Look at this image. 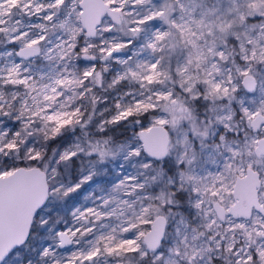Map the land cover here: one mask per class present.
<instances>
[{
    "label": "snow or ice",
    "instance_id": "snow-or-ice-1",
    "mask_svg": "<svg viewBox=\"0 0 264 264\" xmlns=\"http://www.w3.org/2000/svg\"><path fill=\"white\" fill-rule=\"evenodd\" d=\"M0 264H264V0H0Z\"/></svg>",
    "mask_w": 264,
    "mask_h": 264
}]
</instances>
